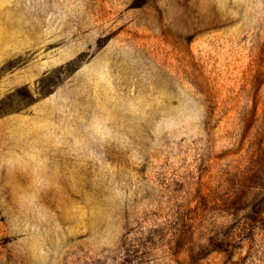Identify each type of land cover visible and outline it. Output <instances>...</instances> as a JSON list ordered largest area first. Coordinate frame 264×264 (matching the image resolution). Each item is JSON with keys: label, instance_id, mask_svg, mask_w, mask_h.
I'll list each match as a JSON object with an SVG mask.
<instances>
[{"label": "rangeland", "instance_id": "obj_1", "mask_svg": "<svg viewBox=\"0 0 264 264\" xmlns=\"http://www.w3.org/2000/svg\"><path fill=\"white\" fill-rule=\"evenodd\" d=\"M0 264H264V0H0Z\"/></svg>", "mask_w": 264, "mask_h": 264}]
</instances>
